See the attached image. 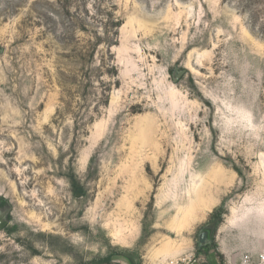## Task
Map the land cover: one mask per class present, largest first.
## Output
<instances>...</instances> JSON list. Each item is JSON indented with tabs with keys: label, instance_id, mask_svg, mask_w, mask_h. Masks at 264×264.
Returning a JSON list of instances; mask_svg holds the SVG:
<instances>
[{
	"label": "rangeland",
	"instance_id": "rangeland-1",
	"mask_svg": "<svg viewBox=\"0 0 264 264\" xmlns=\"http://www.w3.org/2000/svg\"><path fill=\"white\" fill-rule=\"evenodd\" d=\"M95 32L118 85L64 112ZM107 258L264 264V0H0V264Z\"/></svg>",
	"mask_w": 264,
	"mask_h": 264
},
{
	"label": "trees",
	"instance_id": "trees-1",
	"mask_svg": "<svg viewBox=\"0 0 264 264\" xmlns=\"http://www.w3.org/2000/svg\"><path fill=\"white\" fill-rule=\"evenodd\" d=\"M84 30L86 31V29ZM94 35L92 39L87 40L86 46H83V51H80V67L75 70H69L68 74L64 76L66 77L65 80H59L64 92L62 97L64 105L62 111L64 112L69 111V113L80 116L86 110V114L88 111L89 113L91 111L99 113L102 107L109 105L110 91L113 85H118V67L111 50L112 46L116 44L118 33H115L114 36L107 35L109 38L101 41L99 40L102 38L100 34L95 32ZM93 38H98V40L93 41ZM103 41L106 43L107 49L97 57L98 47ZM106 76L108 77L107 81L104 80ZM74 88L75 91L73 90ZM75 98L82 102H79L76 107L73 106ZM90 101H93L94 104L92 108V104L89 105ZM204 247L199 248L203 249ZM110 261L111 259L107 258L102 263L110 264ZM131 262L134 264L132 259Z\"/></svg>",
	"mask_w": 264,
	"mask_h": 264
},
{
	"label": "water",
	"instance_id": "water-1",
	"mask_svg": "<svg viewBox=\"0 0 264 264\" xmlns=\"http://www.w3.org/2000/svg\"><path fill=\"white\" fill-rule=\"evenodd\" d=\"M183 73V72H182ZM216 228V223L211 222L206 224L198 233L197 243L200 248L208 246L213 242V233Z\"/></svg>",
	"mask_w": 264,
	"mask_h": 264
},
{
	"label": "crops",
	"instance_id": "crops-1",
	"mask_svg": "<svg viewBox=\"0 0 264 264\" xmlns=\"http://www.w3.org/2000/svg\"><path fill=\"white\" fill-rule=\"evenodd\" d=\"M179 229H181V228H178L177 230L179 231ZM175 231H177L176 230V228L174 229ZM173 230V231H174ZM177 253V252H176ZM120 264H132L129 260H127V261H122V262H120Z\"/></svg>",
	"mask_w": 264,
	"mask_h": 264
},
{
	"label": "bare ground",
	"instance_id": "bare-ground-1",
	"mask_svg": "<svg viewBox=\"0 0 264 264\" xmlns=\"http://www.w3.org/2000/svg\"><path fill=\"white\" fill-rule=\"evenodd\" d=\"M175 228V227H174Z\"/></svg>",
	"mask_w": 264,
	"mask_h": 264
}]
</instances>
